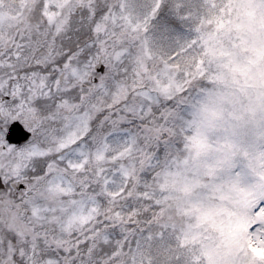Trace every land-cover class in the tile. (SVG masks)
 <instances>
[{
  "label": "snow or ice",
  "instance_id": "snow-or-ice-1",
  "mask_svg": "<svg viewBox=\"0 0 264 264\" xmlns=\"http://www.w3.org/2000/svg\"><path fill=\"white\" fill-rule=\"evenodd\" d=\"M0 264H264V0H0Z\"/></svg>",
  "mask_w": 264,
  "mask_h": 264
}]
</instances>
